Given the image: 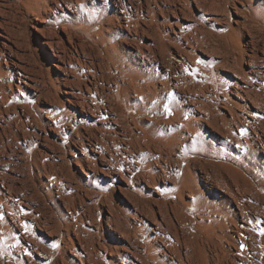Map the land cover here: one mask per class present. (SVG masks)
<instances>
[{"label": "bare ground", "instance_id": "1", "mask_svg": "<svg viewBox=\"0 0 264 264\" xmlns=\"http://www.w3.org/2000/svg\"><path fill=\"white\" fill-rule=\"evenodd\" d=\"M0 264H264V0H0Z\"/></svg>", "mask_w": 264, "mask_h": 264}, {"label": "rangeland", "instance_id": "2", "mask_svg": "<svg viewBox=\"0 0 264 264\" xmlns=\"http://www.w3.org/2000/svg\"><path fill=\"white\" fill-rule=\"evenodd\" d=\"M59 29V32H62V31H60V27L59 28H57V30ZM36 33V32H35Z\"/></svg>", "mask_w": 264, "mask_h": 264}]
</instances>
